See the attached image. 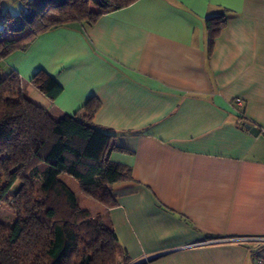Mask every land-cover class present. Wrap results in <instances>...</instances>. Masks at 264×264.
<instances>
[{
	"label": "crops",
	"instance_id": "0c3cea01",
	"mask_svg": "<svg viewBox=\"0 0 264 264\" xmlns=\"http://www.w3.org/2000/svg\"><path fill=\"white\" fill-rule=\"evenodd\" d=\"M222 12L210 46L206 18ZM3 66L56 117L100 100L94 122L132 180L113 185L114 207L78 201L115 229L130 264H254L264 253L243 239L264 237V0H136L41 32Z\"/></svg>",
	"mask_w": 264,
	"mask_h": 264
},
{
	"label": "trees",
	"instance_id": "16d2710c",
	"mask_svg": "<svg viewBox=\"0 0 264 264\" xmlns=\"http://www.w3.org/2000/svg\"><path fill=\"white\" fill-rule=\"evenodd\" d=\"M19 1L25 7L11 16L0 0V24L8 26L0 32V168L7 178L3 193L13 188V206L20 213L12 222L0 221V264H130L115 229L83 208L60 178H75L83 194L106 209L118 204L113 185L132 180L130 168L108 157L113 134L94 122L100 100L91 97L77 113L56 117L21 92L19 73L5 70L3 63L41 32L70 22L92 25L102 14L136 0ZM43 3L49 6L41 8ZM205 24L212 46L227 15H209ZM29 26L26 34H14ZM43 90L53 97L61 85L50 78ZM38 184L41 199L36 197ZM10 199L1 196L0 202Z\"/></svg>",
	"mask_w": 264,
	"mask_h": 264
},
{
	"label": "rangeland",
	"instance_id": "374dc122",
	"mask_svg": "<svg viewBox=\"0 0 264 264\" xmlns=\"http://www.w3.org/2000/svg\"><path fill=\"white\" fill-rule=\"evenodd\" d=\"M48 6L49 5L43 3V4H41L40 7L46 8ZM1 7L3 10L8 11V13L11 16H14L16 14L21 13L23 8L25 7V4H23V2H20L19 0H3L1 3ZM91 8L94 10L99 9L98 6H96L95 4H92V3H91ZM26 21L28 22L27 19H26ZM6 29L7 28L5 25L0 24V32H4V31H6ZM24 32L25 31H15L14 34L18 36V34H22ZM20 89H21V92L23 94H26L25 93V87L23 86V84L22 85L20 84ZM35 101H37V99ZM70 183H71V185H72V187H73V189L77 195V198H79L82 205H86V204L90 205L93 202L99 203V202L95 201L94 199H91L89 196H86L85 194H83V192L80 189L78 182H75L74 180H72V181L70 180ZM6 184H7V178L5 176L4 171L0 168V197L3 196V197H7L8 199H10L11 195H12L11 193H13V188L9 189L6 193H3V188L5 187ZM42 194L43 193L41 190V186L38 184L37 185V191H36L37 199H41ZM4 199H6V198H4ZM13 204H14V199H12V198L10 200H8V202L7 201H1L0 202V221L9 223V222H12L15 219H17V217L20 215V213L13 206Z\"/></svg>",
	"mask_w": 264,
	"mask_h": 264
},
{
	"label": "built area",
	"instance_id": "2783aa9c",
	"mask_svg": "<svg viewBox=\"0 0 264 264\" xmlns=\"http://www.w3.org/2000/svg\"><path fill=\"white\" fill-rule=\"evenodd\" d=\"M236 103L238 105H242V100L241 99H237ZM244 240H257V241H264V237H245L243 238ZM255 263L254 264H264V253H256L255 255Z\"/></svg>",
	"mask_w": 264,
	"mask_h": 264
},
{
	"label": "water",
	"instance_id": "95a60500",
	"mask_svg": "<svg viewBox=\"0 0 264 264\" xmlns=\"http://www.w3.org/2000/svg\"><path fill=\"white\" fill-rule=\"evenodd\" d=\"M246 127L254 134H258L259 129L257 126L247 123Z\"/></svg>",
	"mask_w": 264,
	"mask_h": 264
}]
</instances>
